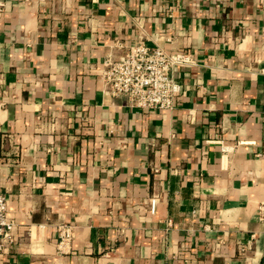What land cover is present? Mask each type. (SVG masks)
<instances>
[{"label": "crops", "instance_id": "1", "mask_svg": "<svg viewBox=\"0 0 264 264\" xmlns=\"http://www.w3.org/2000/svg\"><path fill=\"white\" fill-rule=\"evenodd\" d=\"M137 42L194 57L173 110L104 94ZM0 192V264H264V0H0Z\"/></svg>", "mask_w": 264, "mask_h": 264}, {"label": "built area", "instance_id": "2", "mask_svg": "<svg viewBox=\"0 0 264 264\" xmlns=\"http://www.w3.org/2000/svg\"><path fill=\"white\" fill-rule=\"evenodd\" d=\"M195 65L194 57L187 52L167 53L161 48H148L137 42L125 48L119 56L109 54L103 59L100 81L106 96L126 99L129 108L143 112L171 111L181 94V86L174 80L173 71L187 70ZM155 206L156 199L152 198L151 212ZM257 215L259 222L264 224V203L258 205ZM56 230L59 245L67 247L73 238V228L59 224ZM13 231L7 198L0 192V254L13 243Z\"/></svg>", "mask_w": 264, "mask_h": 264}]
</instances>
